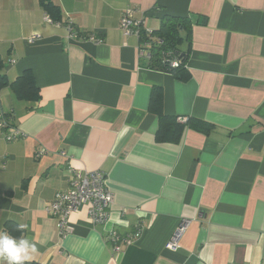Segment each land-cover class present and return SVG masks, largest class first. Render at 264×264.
Here are the masks:
<instances>
[{
  "label": "crops",
  "instance_id": "0c3cea01",
  "mask_svg": "<svg viewBox=\"0 0 264 264\" xmlns=\"http://www.w3.org/2000/svg\"><path fill=\"white\" fill-rule=\"evenodd\" d=\"M53 2L61 25L46 22L40 0H0L6 75L31 71L41 92L34 102L0 91V112L23 135L8 142L0 129V232L35 244L26 263L264 264V0ZM126 10L154 32L165 17L191 20L173 57L187 56L186 81L139 57L138 38L120 29ZM155 87L168 117L214 130L188 125L180 142L158 143ZM87 170L106 174L110 220L94 226L84 206L61 237L46 206ZM182 219L191 225L169 250ZM109 229L130 241L120 253Z\"/></svg>",
  "mask_w": 264,
  "mask_h": 264
},
{
  "label": "built area",
  "instance_id": "2783aa9c",
  "mask_svg": "<svg viewBox=\"0 0 264 264\" xmlns=\"http://www.w3.org/2000/svg\"><path fill=\"white\" fill-rule=\"evenodd\" d=\"M48 24L61 25L55 22L49 15L45 18ZM146 22L144 20H136L132 10H126L122 16L120 29L124 36L135 35L140 41L139 57L151 60V49L153 44L161 42L160 38L155 36L153 30L145 28ZM145 28V29H144ZM71 38H75L72 34ZM38 35L30 39V43L34 44ZM172 67H178L180 62L178 60L171 61ZM180 121H185L180 119ZM0 129L4 133V138L8 142L16 141L22 138V133L16 127L11 114L0 112ZM44 151L38 153V157L44 155ZM114 204V195L108 189L106 184V174L102 171H76L70 179V188L65 192L56 193L54 199L46 206V213L56 218L57 230L61 237H65L70 233L71 227L69 225L70 216L82 207H88L90 220L94 226H106L111 217V211ZM191 221L189 219H182L173 233L167 248L172 251H177L181 248V241L187 232ZM107 239L114 247V251L120 253L123 245L130 241L122 240L119 233L115 229L107 230ZM237 264V263H232Z\"/></svg>",
  "mask_w": 264,
  "mask_h": 264
},
{
  "label": "trees",
  "instance_id": "16d2710c",
  "mask_svg": "<svg viewBox=\"0 0 264 264\" xmlns=\"http://www.w3.org/2000/svg\"><path fill=\"white\" fill-rule=\"evenodd\" d=\"M40 5L46 15H49L55 22L62 23V8L56 5L53 0H40ZM154 33L156 37L160 38L161 42L153 44L152 46V58L150 60L152 69L168 72L173 74L177 79L186 81L189 77L186 71L187 56L182 54L178 56L179 58L173 59V57L177 55L176 52L179 51L181 45L191 39V20L165 17L162 21L161 28ZM181 34L185 35L184 39ZM172 60H178L180 65L178 67H172ZM4 88H10L19 100L34 102L41 100V92L36 84L33 73L31 71H25L16 81L10 82L5 72V64L0 59V91ZM149 111L159 119V128L156 133V141L158 143L180 142L184 130L188 125L206 135L214 130L212 124L202 120L189 119L184 124L176 117H168L164 112V92L161 88L155 87L152 89ZM135 237H137V234H135ZM25 264L36 263L25 262Z\"/></svg>",
  "mask_w": 264,
  "mask_h": 264
},
{
  "label": "clouds",
  "instance_id": "9594fccd",
  "mask_svg": "<svg viewBox=\"0 0 264 264\" xmlns=\"http://www.w3.org/2000/svg\"><path fill=\"white\" fill-rule=\"evenodd\" d=\"M38 250L28 238H17L0 232V260L6 264H25Z\"/></svg>",
  "mask_w": 264,
  "mask_h": 264
},
{
  "label": "rangeland",
  "instance_id": "374dc122",
  "mask_svg": "<svg viewBox=\"0 0 264 264\" xmlns=\"http://www.w3.org/2000/svg\"><path fill=\"white\" fill-rule=\"evenodd\" d=\"M13 121H14V119H13Z\"/></svg>",
  "mask_w": 264,
  "mask_h": 264
}]
</instances>
